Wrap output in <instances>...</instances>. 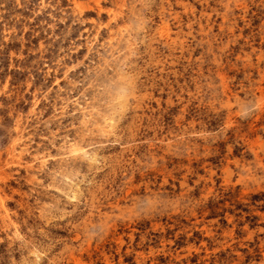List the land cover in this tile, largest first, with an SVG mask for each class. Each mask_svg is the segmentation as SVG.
<instances>
[{"label":"rangeland","instance_id":"1","mask_svg":"<svg viewBox=\"0 0 264 264\" xmlns=\"http://www.w3.org/2000/svg\"><path fill=\"white\" fill-rule=\"evenodd\" d=\"M0 264H264V0H0Z\"/></svg>","mask_w":264,"mask_h":264},{"label":"snow or ice","instance_id":"2","mask_svg":"<svg viewBox=\"0 0 264 264\" xmlns=\"http://www.w3.org/2000/svg\"><path fill=\"white\" fill-rule=\"evenodd\" d=\"M214 214H215V213H214ZM228 227H231V224H229Z\"/></svg>","mask_w":264,"mask_h":264}]
</instances>
